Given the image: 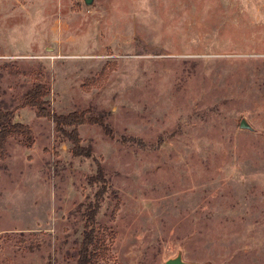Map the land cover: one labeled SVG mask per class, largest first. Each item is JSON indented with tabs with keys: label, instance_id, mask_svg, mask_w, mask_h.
<instances>
[{
	"label": "rangeland",
	"instance_id": "obj_1",
	"mask_svg": "<svg viewBox=\"0 0 264 264\" xmlns=\"http://www.w3.org/2000/svg\"><path fill=\"white\" fill-rule=\"evenodd\" d=\"M0 109V264H75L97 166L95 264H264V0H0Z\"/></svg>",
	"mask_w": 264,
	"mask_h": 264
},
{
	"label": "trees",
	"instance_id": "obj_2",
	"mask_svg": "<svg viewBox=\"0 0 264 264\" xmlns=\"http://www.w3.org/2000/svg\"><path fill=\"white\" fill-rule=\"evenodd\" d=\"M43 93L34 90L29 97H25L23 104L34 106L38 116H48L54 123V130L62 134L72 143L71 152L73 156H89L91 150L80 144V138L76 127L84 123H100L104 132L110 134L111 130L103 124L97 117H87L84 111H72L66 114H59L46 110L43 106L44 101L40 98ZM13 112L0 109V150H2L7 138L11 134H26L29 139L28 128L20 122L12 121ZM69 127H72L70 130ZM92 181L102 182V186L94 193V199L87 203L85 210V223L82 231V239L77 249L75 264H95L96 260V237H95V217L103 199L105 189V177L101 166H97L96 174L92 176Z\"/></svg>",
	"mask_w": 264,
	"mask_h": 264
},
{
	"label": "water",
	"instance_id": "obj_3",
	"mask_svg": "<svg viewBox=\"0 0 264 264\" xmlns=\"http://www.w3.org/2000/svg\"><path fill=\"white\" fill-rule=\"evenodd\" d=\"M86 2H89L90 0H85ZM242 127H246L245 123L242 122L241 123ZM165 264H194V263H190V262H185L181 256L177 255L173 258H169L165 261Z\"/></svg>",
	"mask_w": 264,
	"mask_h": 264
},
{
	"label": "built area",
	"instance_id": "obj_4",
	"mask_svg": "<svg viewBox=\"0 0 264 264\" xmlns=\"http://www.w3.org/2000/svg\"><path fill=\"white\" fill-rule=\"evenodd\" d=\"M59 22L58 21H55V24H54V28L57 29V30L60 29V23Z\"/></svg>",
	"mask_w": 264,
	"mask_h": 264
}]
</instances>
